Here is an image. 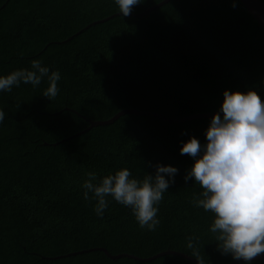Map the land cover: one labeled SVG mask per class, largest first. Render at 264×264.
I'll return each mask as SVG.
<instances>
[{"label": "trees", "instance_id": "16d2710c", "mask_svg": "<svg viewBox=\"0 0 264 264\" xmlns=\"http://www.w3.org/2000/svg\"><path fill=\"white\" fill-rule=\"evenodd\" d=\"M164 1L144 0L131 14ZM121 14L115 0H0V75L41 60L62 77L53 100L43 95L47 79L0 92V264H195L176 255L66 257L100 248L142 259L175 251L204 264L237 261L210 231L215 214L193 204L203 189L184 179L195 161L181 154L182 142L206 144L212 118L175 125L125 115L88 129L124 110L172 119L216 113L225 90L264 99V28L240 0H172L143 17ZM157 164L179 171L155 231L111 197L103 218L84 199L89 172L98 182L128 168L143 179Z\"/></svg>", "mask_w": 264, "mask_h": 264}, {"label": "clouds", "instance_id": "9594fccd", "mask_svg": "<svg viewBox=\"0 0 264 264\" xmlns=\"http://www.w3.org/2000/svg\"><path fill=\"white\" fill-rule=\"evenodd\" d=\"M143 2L115 0L124 17ZM45 79L48 87L43 95L53 100L60 92L61 73L51 71L41 60H33L31 69L0 75V92H11L21 83L38 87ZM223 95L222 106L206 131L207 143L196 137L182 142L181 154L195 161L184 179H194L203 189L193 204L215 214L210 231L217 234L219 249L250 264L264 253V99L255 90H225ZM5 116L0 108V124ZM155 168V174L147 173L143 179L123 168L98 182L97 175L89 172L82 185L84 199L94 200V212L103 218L111 197L131 209L140 228L155 231L160 225L158 206L179 171L171 165L157 164ZM187 246L194 247L192 237Z\"/></svg>", "mask_w": 264, "mask_h": 264}, {"label": "water", "instance_id": "95a60500", "mask_svg": "<svg viewBox=\"0 0 264 264\" xmlns=\"http://www.w3.org/2000/svg\"><path fill=\"white\" fill-rule=\"evenodd\" d=\"M171 1L172 0H165L164 2L160 3L159 5H156L155 7H152L150 9L146 10V12H144L143 14H139V15L131 14L129 16H131V17H143L149 13L156 11L157 9L163 7L164 5L170 3ZM240 1L244 4V6L247 8V10L250 12V14L264 28V2L262 0H240ZM119 15H115V16H112L111 18H107V19L95 22L92 25L88 26L85 30L89 29L90 27H92L94 25L105 23V22L109 21L110 19H112L113 17L119 16ZM85 30L79 32V34L84 32ZM71 39L72 38H70L69 40H71ZM216 114H217V112L212 113V114L193 115L190 117H185V118H180V119H172V118H169L167 116H164L162 114L155 113V112H143V111H138V110H134V109L124 110V111L120 112L119 114H117L116 116H114L112 119L107 120V121H99V122L89 121L90 128L88 130H90L94 127L110 126L125 115H137V116H143V117H151V118H156V119L162 120L168 124H175L176 125V124H183V123L191 122V121H194L197 119L213 118ZM220 114H221V116H223V113H220ZM79 135L80 134L76 135L75 137H77ZM93 251H101V252L105 253L112 260H119L122 258H130V259H134V260L140 261V262H152V261H154L160 257H164L166 255H176V256L185 258V259H187V260H189L195 264H204V263L200 262L199 260H196V259H194L188 255H185V254L179 253V252H175V251H166V252L160 253L154 257L142 259V258H138V257L132 256V255H127V254L114 256V255L110 254V252L108 250L100 248V249H96V250L82 251V252H78V253L69 254L66 257H74V256L83 255V254L93 252ZM263 259H264V255H260V256L253 258L251 262L259 261V260H263ZM242 263H246V261H244L243 259H240V260H237L231 264H242Z\"/></svg>", "mask_w": 264, "mask_h": 264}]
</instances>
